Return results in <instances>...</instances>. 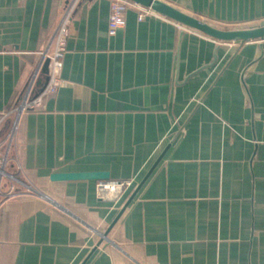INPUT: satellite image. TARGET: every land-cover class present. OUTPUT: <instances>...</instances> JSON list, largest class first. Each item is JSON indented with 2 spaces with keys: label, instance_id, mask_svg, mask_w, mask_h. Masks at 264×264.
Wrapping results in <instances>:
<instances>
[{
  "label": "crops",
  "instance_id": "0c3cea01",
  "mask_svg": "<svg viewBox=\"0 0 264 264\" xmlns=\"http://www.w3.org/2000/svg\"><path fill=\"white\" fill-rule=\"evenodd\" d=\"M163 1L224 29L264 21V0ZM67 2L0 0V144L20 181L0 200V264H77L237 46L157 12L140 20L137 8L110 35L111 0H80L58 89L19 117L29 84L34 95L46 87L44 53ZM65 172L108 177L51 179ZM101 180L130 186L102 199ZM88 264H264V39L242 53Z\"/></svg>",
  "mask_w": 264,
  "mask_h": 264
},
{
  "label": "water",
  "instance_id": "95a60500",
  "mask_svg": "<svg viewBox=\"0 0 264 264\" xmlns=\"http://www.w3.org/2000/svg\"><path fill=\"white\" fill-rule=\"evenodd\" d=\"M137 4L149 7L157 13H160L174 21H177L190 28L197 29L202 33L211 36L219 41H234L237 42L236 48L223 61L218 71L214 74L207 86L197 97L196 101L187 111L185 116L178 122L176 127L170 133L166 141L158 150L152 161L149 163L142 175L133 183L125 196L121 199L113 214L98 232L94 243L88 247L86 252L79 259L77 264H88L96 254L98 248L104 244L114 226L119 222L125 212L132 205L134 200L138 197L146 184L150 181L156 170L162 164L170 150L176 145L182 137L186 134L190 126L194 123L197 117L202 112L204 106L208 104L214 93L220 87L222 82L228 77L235 64L241 58L243 52L248 46L256 40L264 39V21L257 26L246 28L224 29L212 25L211 23L202 20L201 18L190 15L179 9L173 4L163 0H131ZM217 52V51H216ZM49 58H46L43 65V73L45 74V84L48 81L49 72ZM217 63V54L213 61L206 65V67L213 66ZM202 69L197 71L200 72ZM43 86V87H44ZM43 90V89H42ZM108 177L106 173L100 172H65L54 173L51 179L54 181L78 180V179H103Z\"/></svg>",
  "mask_w": 264,
  "mask_h": 264
},
{
  "label": "built area",
  "instance_id": "2783aa9c",
  "mask_svg": "<svg viewBox=\"0 0 264 264\" xmlns=\"http://www.w3.org/2000/svg\"><path fill=\"white\" fill-rule=\"evenodd\" d=\"M80 0H68L64 13L61 19V22L57 28L53 49L49 52L48 50L44 53V59L49 58V72H48V83L46 87L38 92L33 94V82L27 87L24 96L22 97L20 103L15 106L14 110L17 112L20 117L22 113L30 109H37L41 107L45 96L56 92L58 89L61 79L59 76L60 69L62 66V59L66 51V38L68 35V25L72 17V14ZM129 8L139 9V19H143L145 16L155 13L149 7L142 6L131 0H111L110 3V14L108 22V30L110 35H114L117 30L123 27L126 23V12ZM228 55V49L222 45L218 48L219 59H224ZM5 114L0 117V124L3 122ZM16 128V125L14 126ZM13 135L8 136L7 146H10ZM8 151H5L4 154L1 153V144H0V190H2L3 181L7 179L9 182L8 190L6 197H13L18 194V190L15 186V181H19L17 175L11 173L7 169L8 164ZM130 182L127 181H108L101 180L98 183V192L100 197L107 198L113 197L117 200L122 197L124 192L129 188Z\"/></svg>",
  "mask_w": 264,
  "mask_h": 264
},
{
  "label": "rangeland",
  "instance_id": "374dc122",
  "mask_svg": "<svg viewBox=\"0 0 264 264\" xmlns=\"http://www.w3.org/2000/svg\"><path fill=\"white\" fill-rule=\"evenodd\" d=\"M18 180H19V179H18ZM19 182H20V181H19ZM7 190H8V189H6L5 192H3V189L0 190V200H2L3 198L6 197V195H7V194H6V193H7Z\"/></svg>",
  "mask_w": 264,
  "mask_h": 264
}]
</instances>
